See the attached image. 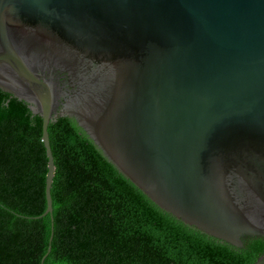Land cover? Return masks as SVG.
<instances>
[{
    "label": "water",
    "instance_id": "95a60500",
    "mask_svg": "<svg viewBox=\"0 0 264 264\" xmlns=\"http://www.w3.org/2000/svg\"><path fill=\"white\" fill-rule=\"evenodd\" d=\"M0 90L43 120L37 219L69 118L161 210L264 238V0H0Z\"/></svg>",
    "mask_w": 264,
    "mask_h": 264
},
{
    "label": "trees",
    "instance_id": "16d2710c",
    "mask_svg": "<svg viewBox=\"0 0 264 264\" xmlns=\"http://www.w3.org/2000/svg\"><path fill=\"white\" fill-rule=\"evenodd\" d=\"M0 90V264H254L264 238L236 248L161 210L69 118L48 126ZM50 248V250H49Z\"/></svg>",
    "mask_w": 264,
    "mask_h": 264
}]
</instances>
